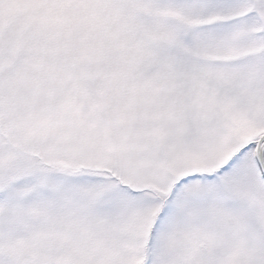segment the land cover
Masks as SVG:
<instances>
[{
	"label": "snow or ice",
	"instance_id": "1",
	"mask_svg": "<svg viewBox=\"0 0 264 264\" xmlns=\"http://www.w3.org/2000/svg\"><path fill=\"white\" fill-rule=\"evenodd\" d=\"M0 264H264V0H0Z\"/></svg>",
	"mask_w": 264,
	"mask_h": 264
}]
</instances>
